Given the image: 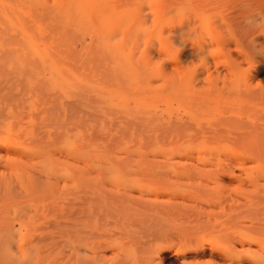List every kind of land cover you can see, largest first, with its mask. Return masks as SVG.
Instances as JSON below:
<instances>
[{
	"label": "rangeland",
	"instance_id": "1",
	"mask_svg": "<svg viewBox=\"0 0 264 264\" xmlns=\"http://www.w3.org/2000/svg\"><path fill=\"white\" fill-rule=\"evenodd\" d=\"M263 57L264 0H0V264H76L79 194L148 204L151 264L264 255Z\"/></svg>",
	"mask_w": 264,
	"mask_h": 264
},
{
	"label": "bare ground",
	"instance_id": "2",
	"mask_svg": "<svg viewBox=\"0 0 264 264\" xmlns=\"http://www.w3.org/2000/svg\"><path fill=\"white\" fill-rule=\"evenodd\" d=\"M55 56H57V55H55ZM57 62H59V61H57ZM84 65H85V63H84ZM257 65L259 66L260 70H263L264 57L261 58L260 62ZM72 69H74V68L72 67ZM24 73H25V71H24ZM81 74H82V72H81ZM39 88H40V86H39ZM249 92H250V90H249ZM252 92H253V94L247 93L246 95H244L245 92H243V94L241 96H243V97L245 96L246 100L254 102L253 99L256 98L254 93H256V92H254V91H252ZM260 97L263 98V93H262V96H260ZM262 100L264 101V98ZM262 100H260L261 103H262ZM247 103H248V101H247ZM262 104H264V103H262ZM244 105H243V108H244ZM245 106H247L245 108L249 107V105H245ZM251 107H253V106H251ZM251 107H249L246 110L244 108L243 110L247 111ZM254 116L251 115V117H254ZM254 118H255L254 120H256L257 116H255ZM259 118L262 121H260ZM259 118H258L259 122H256L255 125L250 126V125H247L248 123L247 124L243 123V125H242V123H241V126H240L241 131H242L241 137H243L244 141L247 142L249 145H251V146H253L259 150H264V117L261 116ZM70 139H71V137H70ZM148 192L149 191H147V195H148ZM149 195H151V194H149ZM152 195H154V194H152ZM188 195H190V194H188ZM152 197H154V196H152ZM77 199H78V201L75 202V204H74V205H76L75 212H74L75 213L74 215H76V216L74 217V215H71L70 219L76 218V217L79 218L80 224H79V227L77 229L78 231L69 229L68 233L66 232L67 243L72 248H73V244H77V246L79 248L78 251L79 252L81 251L83 253L79 257H77V259L75 258L76 264H129L131 262V261L129 262L130 259H134V262H136L137 264H151V258H149V256H148L149 255V248L146 245V243L148 242L146 239V236H148L150 234V236L152 237V240L156 239L155 237L152 236L153 235L152 233L153 232L155 233L156 229L153 230V232H152V229L150 232H147L148 228L146 229L144 227L145 225L143 226V223L145 220L144 221L141 220V219H144L143 217L141 218V216L144 215L145 210H147L146 205H148V204H146V205L145 204H139L136 200H134V199L131 200L126 194H119V195H116V194H79ZM203 201H205V200H203ZM201 207H204V206L202 205ZM183 211H185L187 213L189 212V211H187V209L183 210ZM139 212H141V213H139ZM137 213H139V214H137ZM190 213H191V215H188V216H193V214L195 212L190 211ZM196 214H197V211H196ZM136 215H137V217H140V218H136ZM218 219L219 218H217V220ZM192 220H193V218H192ZM230 221H232V220H230ZM152 223L153 222H151L150 224H152ZM247 225H249V224H247ZM155 226H156V224H155ZM261 226H263V225H261ZM261 226H259V227H261ZM116 228H118L117 232L114 231ZM160 230H162V229H160ZM242 233H244V232H242ZM257 233H259V232L257 231ZM226 234L229 236L230 233L229 234L226 233ZM233 234H235V233H233ZM159 235L161 236L162 234L160 233ZM249 235H250V232H249ZM249 235L247 236L246 232H245V236L243 234H242V236L240 235L243 238V239L241 238L242 241L247 244V246H244V244L241 243L240 244V248H241L240 250H238L235 247V245L229 241H225V242L224 241H210L209 245H210L211 249L219 251L221 256H219L218 258L211 257L210 260L207 261V263L201 262V263H196V264H264V255H256V254L254 255V253L249 255L253 251L251 249V246L253 244L250 245L249 242L253 241L252 237H254V236L250 237ZM228 238H230V237H228ZM249 238H251V239H249ZM241 239L239 238V240H241ZM257 239H256V241H257ZM150 240L151 239H149V241ZM259 242H261V241H259ZM259 242H257V245L258 244L260 245ZM255 244L256 243H254V245ZM194 245H193V247H194ZM111 246H114V247L117 246L118 252L113 253L111 256H107L106 252H105L106 248L111 247ZM185 249H187V247ZM193 250H194V248H193ZM262 252H263V250H262ZM263 254H264V252H263ZM128 258H130V259L128 260ZM163 259H165V258H163ZM167 260H168V258H166V261ZM184 260L187 261L188 258L186 257V258H184ZM69 264H75V263L73 261V262H70Z\"/></svg>",
	"mask_w": 264,
	"mask_h": 264
}]
</instances>
